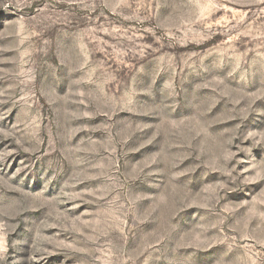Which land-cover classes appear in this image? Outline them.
<instances>
[{
  "label": "rangeland",
  "instance_id": "1",
  "mask_svg": "<svg viewBox=\"0 0 264 264\" xmlns=\"http://www.w3.org/2000/svg\"><path fill=\"white\" fill-rule=\"evenodd\" d=\"M0 264H264V0H0Z\"/></svg>",
  "mask_w": 264,
  "mask_h": 264
}]
</instances>
